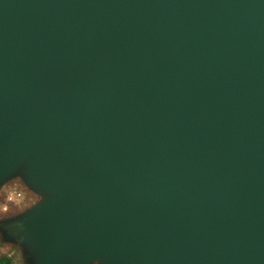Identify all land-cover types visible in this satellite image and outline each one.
<instances>
[{"label":"water","instance_id":"water-1","mask_svg":"<svg viewBox=\"0 0 264 264\" xmlns=\"http://www.w3.org/2000/svg\"><path fill=\"white\" fill-rule=\"evenodd\" d=\"M33 264H264V0H0V188Z\"/></svg>","mask_w":264,"mask_h":264},{"label":"rangeland","instance_id":"rangeland-1","mask_svg":"<svg viewBox=\"0 0 264 264\" xmlns=\"http://www.w3.org/2000/svg\"><path fill=\"white\" fill-rule=\"evenodd\" d=\"M0 188V260L7 258L9 264H33L25 246L18 240L8 238L4 230L12 222L40 205L45 197L33 190L19 173Z\"/></svg>","mask_w":264,"mask_h":264},{"label":"trees","instance_id":"trees-1","mask_svg":"<svg viewBox=\"0 0 264 264\" xmlns=\"http://www.w3.org/2000/svg\"><path fill=\"white\" fill-rule=\"evenodd\" d=\"M10 261L7 258H3L0 260V264H9Z\"/></svg>","mask_w":264,"mask_h":264}]
</instances>
